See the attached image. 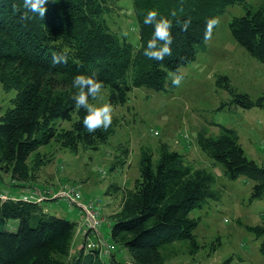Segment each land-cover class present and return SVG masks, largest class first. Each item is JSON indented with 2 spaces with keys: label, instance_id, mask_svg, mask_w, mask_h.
I'll return each mask as SVG.
<instances>
[{
  "label": "trees",
  "instance_id": "16d2710c",
  "mask_svg": "<svg viewBox=\"0 0 264 264\" xmlns=\"http://www.w3.org/2000/svg\"><path fill=\"white\" fill-rule=\"evenodd\" d=\"M132 4L138 30L135 45L111 24L119 10L117 0H48L44 17L31 19H24L23 0H0V83L5 91L15 90L0 114V169L10 174L14 185L33 183L41 167L52 160L40 153L41 147L56 142L73 153L81 147L98 149L114 133L116 120L107 130L89 132L84 127L86 111L77 110L72 101L77 74L103 81L111 105L125 104L133 87L163 90L169 74L194 61L198 49L205 47L208 19L233 4L242 5L245 13L228 22L231 35L264 64V0L258 4L132 0ZM150 9L172 21V53L162 61L144 55L154 30L143 23ZM184 21H190L187 30H182ZM61 54L67 62L53 63V56ZM217 82L232 94L235 105L264 109V95L253 99L237 92L225 75ZM94 99L90 97L89 103ZM196 140L229 178L243 174L254 181L250 200L264 198V166L246 156L235 130L222 126L217 136L199 132ZM121 153L125 162L128 149ZM138 170L133 185L123 189L119 209L110 215L111 243L91 250L83 246L75 255H70V246L76 222L46 212L41 203L13 199L11 190L8 198H0V264H164L175 243H186L188 252L195 253L199 220L190 212L218 199L212 173L187 164L181 152L165 144L156 159L150 150L141 149ZM9 220L17 222L15 229H8ZM251 228L264 233V226ZM117 249L127 250L129 260L117 259Z\"/></svg>",
  "mask_w": 264,
  "mask_h": 264
},
{
  "label": "rangeland",
  "instance_id": "374dc122",
  "mask_svg": "<svg viewBox=\"0 0 264 264\" xmlns=\"http://www.w3.org/2000/svg\"><path fill=\"white\" fill-rule=\"evenodd\" d=\"M248 1L258 4L262 0ZM117 4L119 10H115V22L111 24L135 45L138 30L132 0H117ZM244 13L240 4L226 6L211 38L205 39V47L198 49L194 61L169 74L165 89L133 87L125 104L111 105L112 121L116 120L118 125L98 149L81 147L73 153L56 142L39 149L52 160L41 167L34 181L42 185L38 188L58 191L71 186L81 193L83 200L95 199L103 208L104 221L98 228L102 239L93 231L89 241L101 239L103 247L111 243L110 215L119 209L124 187H131L139 176L141 149L150 150L156 159L159 148L165 144L181 152L187 164L212 173L218 199H210L190 212L199 220L195 229L197 251L189 253L186 243H175L173 249H168L164 264H264V233L257 234L251 228L264 226V198L250 200L254 181L243 174L229 178L223 165L203 152L196 140L199 132L217 136L222 126L233 129L246 156L264 166V109L235 105L232 94L217 82L220 75H225L237 92H245L253 99L264 95V64L233 38L228 26L234 16ZM174 73L183 76L179 86L169 84ZM14 96L15 90L5 91L0 83V114ZM90 103L97 107L109 104L108 89L103 88ZM123 148L128 149L125 162L121 160ZM11 181L10 174L0 169V192L6 198L11 190L21 195L20 190L28 187L26 183L17 186ZM41 205L46 212L76 222L70 246V255H75L85 242L78 230L83 225L81 208L63 198L47 199ZM7 226L13 230L17 222L9 220ZM115 253L120 260L131 257L125 249ZM103 258L108 261L107 256Z\"/></svg>",
  "mask_w": 264,
  "mask_h": 264
},
{
  "label": "clouds",
  "instance_id": "9594fccd",
  "mask_svg": "<svg viewBox=\"0 0 264 264\" xmlns=\"http://www.w3.org/2000/svg\"><path fill=\"white\" fill-rule=\"evenodd\" d=\"M48 0H23V7L26 10L24 19H31L34 16L43 18L46 12ZM31 14V15H29ZM175 15V12L172 13ZM156 9H150L144 15V24L154 26L152 37L147 41V47L144 49V55L151 60L162 61L166 55L172 53L171 33L172 21L164 16H159ZM190 21H184L182 30H187ZM220 20L218 17L208 19L205 27V39H210L214 26L218 25ZM67 62L66 55H54L53 63L59 64ZM183 76L174 73L171 77V83L179 86ZM73 88L76 89L72 94V101L77 110L84 109L86 111L82 123L89 132H94L97 128L107 130L112 124V106L104 104L95 106L89 103V98H96L102 92L103 81L96 79L94 76L85 74H77L72 81Z\"/></svg>",
  "mask_w": 264,
  "mask_h": 264
},
{
  "label": "built area",
  "instance_id": "2783aa9c",
  "mask_svg": "<svg viewBox=\"0 0 264 264\" xmlns=\"http://www.w3.org/2000/svg\"><path fill=\"white\" fill-rule=\"evenodd\" d=\"M11 197L13 199H17L14 196ZM0 198L5 199L6 196L0 193ZM20 198L25 201H34L37 203H41L42 201L51 198H63L66 199L70 204H76L82 210L81 220H83V225L80 226V228L78 227V230L82 231V235L84 236V248L86 250H91L94 248H100V246H102V236L100 235L98 228L101 226L104 218L102 216V211L99 208L100 204L97 200H83L81 193L76 188L71 186H65L58 191H54L53 189L35 187L32 190L23 193ZM93 231L101 237V239H99L97 242H91L88 239L89 234ZM107 247L104 250L105 252L108 251ZM109 248H112V246H110Z\"/></svg>",
  "mask_w": 264,
  "mask_h": 264
},
{
  "label": "crops",
  "instance_id": "0c3cea01",
  "mask_svg": "<svg viewBox=\"0 0 264 264\" xmlns=\"http://www.w3.org/2000/svg\"><path fill=\"white\" fill-rule=\"evenodd\" d=\"M26 186H28L27 188L26 187H24V188H22L21 190H20V193H21V195L23 194V193H26V192H28V190L29 189H32L33 187L35 188V187H38V186H42L40 183H37V182H33V183H27L26 184ZM25 189V190H24ZM12 195L14 196V197H16V198H20L21 197V195L20 194H16L15 192H13L12 193ZM105 209H106V207H105ZM102 216L104 217V214H103V208H102ZM80 247H82V244L81 245H79V249H80ZM79 251V250H78ZM72 255V254H71Z\"/></svg>",
  "mask_w": 264,
  "mask_h": 264
},
{
  "label": "bare ground",
  "instance_id": "6f19581e",
  "mask_svg": "<svg viewBox=\"0 0 264 264\" xmlns=\"http://www.w3.org/2000/svg\"><path fill=\"white\" fill-rule=\"evenodd\" d=\"M51 188V187H50ZM47 189H49V188H47Z\"/></svg>",
  "mask_w": 264,
  "mask_h": 264
}]
</instances>
